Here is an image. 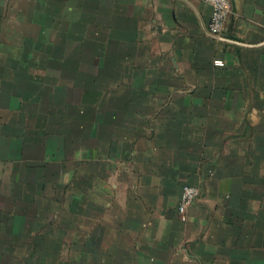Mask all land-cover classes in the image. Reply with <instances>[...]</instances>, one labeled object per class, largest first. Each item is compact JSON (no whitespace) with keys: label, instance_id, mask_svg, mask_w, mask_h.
Returning <instances> with one entry per match:
<instances>
[{"label":"crops","instance_id":"crops-1","mask_svg":"<svg viewBox=\"0 0 264 264\" xmlns=\"http://www.w3.org/2000/svg\"><path fill=\"white\" fill-rule=\"evenodd\" d=\"M229 1L214 36L205 0H0V264H264V0Z\"/></svg>","mask_w":264,"mask_h":264},{"label":"built area","instance_id":"built-area-1","mask_svg":"<svg viewBox=\"0 0 264 264\" xmlns=\"http://www.w3.org/2000/svg\"><path fill=\"white\" fill-rule=\"evenodd\" d=\"M210 6L211 12L208 21V31L214 36H220L224 23L229 12L230 1L229 0H205ZM198 195V189L193 186H184L182 188L179 213H183L189 203L193 202Z\"/></svg>","mask_w":264,"mask_h":264}]
</instances>
